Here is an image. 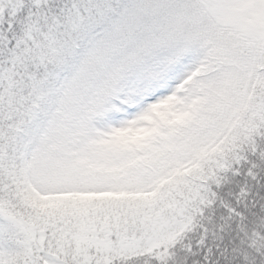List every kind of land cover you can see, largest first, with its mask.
I'll use <instances>...</instances> for the list:
<instances>
[{
	"label": "snow or ice",
	"instance_id": "snow-or-ice-1",
	"mask_svg": "<svg viewBox=\"0 0 264 264\" xmlns=\"http://www.w3.org/2000/svg\"><path fill=\"white\" fill-rule=\"evenodd\" d=\"M0 264H264V0H0Z\"/></svg>",
	"mask_w": 264,
	"mask_h": 264
}]
</instances>
